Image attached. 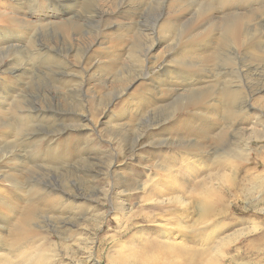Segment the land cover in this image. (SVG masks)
<instances>
[{
    "label": "rangeland",
    "instance_id": "obj_1",
    "mask_svg": "<svg viewBox=\"0 0 264 264\" xmlns=\"http://www.w3.org/2000/svg\"><path fill=\"white\" fill-rule=\"evenodd\" d=\"M161 1L96 0L110 15L92 36L58 29L68 6L0 0V52L10 43L25 46L20 59L5 61L9 68L0 66V264H264V204L258 203L264 186L256 187L264 184V123L256 122V113L264 117V91L249 94L263 81L248 78L249 86L226 70L234 67L227 50L220 51L229 7L212 0H165L160 25L171 24L172 30L138 26L143 14L154 23L153 9ZM84 3L72 0L69 7L80 15ZM17 13L27 17L20 19L24 23L11 20ZM47 29L53 38L38 41L36 32ZM56 38L73 47L54 51ZM212 51L222 52V59L207 62ZM44 52L60 61H45ZM62 62L75 80L37 93L33 109L39 83H48ZM242 64L235 66L239 76ZM180 68L199 81L183 82ZM223 84L246 88L230 121L220 113L217 92ZM72 99L87 118L52 134L49 148L33 150L39 138L28 136L35 119L24 129L15 116L37 118L49 104L60 114L73 108ZM247 101L258 107L246 109ZM224 132L235 146L252 149L244 161L221 157L218 139ZM209 194L219 198V207L201 219ZM165 233L188 250L173 255L157 247Z\"/></svg>",
    "mask_w": 264,
    "mask_h": 264
},
{
    "label": "bare ground",
    "instance_id": "obj_2",
    "mask_svg": "<svg viewBox=\"0 0 264 264\" xmlns=\"http://www.w3.org/2000/svg\"><path fill=\"white\" fill-rule=\"evenodd\" d=\"M24 1H25L24 2L25 5H27V4L31 5L30 3L32 2V0H24ZM50 1L56 3L54 5V8H55L56 5H58L59 7L62 6L63 8L68 6V8L70 9V11H68L67 17L65 19L66 22H62V26L60 28L58 27V29H60V30H62L64 32H68L69 30H73L74 32H76L79 35H82V34H84V35L91 34L92 36L98 35V34H100V32H102L101 29H102L103 25H105V22H107L108 19H109V15L110 14H107V10L105 8L97 6V4H94V2H96V0H85L86 3H84L85 5H84L83 10H82L80 15L73 13L72 9L69 7L70 6L69 4H70V2L72 0H50ZM212 2L213 3L218 2V3L222 4L223 6L225 5V7L227 6V7H229L231 9V14L229 16L225 17L223 19V21H222V25H223L225 36H224L223 41L220 44V47H221L220 51L223 48L227 50L228 55H227L226 59L230 60V58H231L232 59L231 61L233 62V66H234L232 69H229V67H230L229 66L226 70H228V73L230 74L231 77L232 76H237L239 78L243 77L244 79H247L245 81H248V78H252L251 80L254 79V80L258 81V82L252 81L253 83L255 82V84H257V83L261 84L259 82L263 81V85H261V87H260V85L259 86H257V85L255 86L254 85L255 88L258 87L257 89L254 88L253 90H251V89L248 88L249 90H251L250 93H249V94H251V96L255 95L257 91L258 92L264 91V67H263V65H264V0H212ZM258 5H259V7H258ZM159 7H160V9H159ZM162 7H165V0H162L161 2H159L158 6L154 7L153 10L156 13V18H154L155 20H154L153 24H151V22H150V20H151L150 15L143 14L142 18H139L138 21H137L138 26L139 25L140 26H144L145 28H148L149 30H151V29L154 30V28L156 29V27L158 28V31L160 30V28L163 31L170 30L173 25L172 26H170L171 24L170 25L169 24H164L163 25L162 23H161L162 25H160V22L162 21L163 16H164L163 13H162V10H161ZM209 9L212 10L213 8L211 9V7H209ZM75 10H77V9H75ZM224 10H225V8H224ZM226 10H228V8ZM149 13H151V11ZM24 17H26V16H22L21 17V15L18 14V13L17 14H13L12 16H10L11 20H12V18L20 20L22 18L24 19ZM258 17H260L261 19L257 20V21H254ZM80 20H81V22H80ZM4 21H5V19H4ZM20 21H22L20 24L24 23L23 20H20ZM211 21H213V20H211ZM8 22L9 21H5L4 23L7 24ZM165 22L167 23V20ZM177 22H178V20H177ZM195 22H198V21H195ZM25 23H26V21H25ZM168 23H170V22L168 21ZM179 23H177V24L179 25ZM172 24H173V22H172ZM149 26H150V28H149ZM192 27L194 28V26H192ZM182 28H183V25H182ZM189 28L191 29V25H189V27H188V25L185 26V30H187ZM50 31H53V30L47 29V30L36 32L35 35H37L38 41L42 42V40H44L46 38L47 39L48 38L49 39L53 38L52 34L49 33ZM182 31H184V30H182ZM203 31H204V29H203ZM153 32H155V30ZM179 32H181V31H179ZM171 33H172V31H171ZM174 33H176V32H174ZM189 33L191 34V32H189ZM195 33H197V32L195 31ZM203 33H205V31ZM211 35H212V33H211ZM13 39L14 38H12V40ZM56 39L58 40V45L53 48L54 51H56V52L57 51H59V52L65 51L66 53H68L69 49H71L73 47L72 45L69 44V42H67V41H65V40H63L61 38H56ZM209 40H210L209 43H212V39H209ZM206 43H208V41ZM7 47L8 48L5 47L7 49V51L4 50L5 52H0V66L1 67H3V65L7 66L8 63L6 64L5 61L7 59L11 58L12 56H14L12 59H20L21 56H23L25 54V46H23V45H20V44H17V43L16 44L10 43L9 46H7ZM210 47H211V45H210ZM214 48L215 47H213V49ZM213 49H211V50H213ZM214 50H218V49H214ZM239 50L241 52H239ZM89 51H90V48L89 47L86 48L82 56L83 57L86 56V58H88ZM220 51H218V52L217 51H214V52L212 51L206 57L205 60L207 62H214L215 60H219V59L221 60L223 53L220 52ZM40 56L42 58H45L46 59L45 61H48V62L49 61H53V62L60 61V59L58 57H55L56 56L55 54L44 52L42 54L40 53ZM12 59H10V61H12ZM44 63H46V62H44ZM63 64H62L63 67L60 66L58 70L54 71L52 74L50 73L51 74L50 76L48 75L50 77L48 79V83L49 84L48 83L44 84V83H39L38 82L40 87H38V90L36 89L37 90L35 92L36 94H33L32 98L30 100V104L32 105L31 107L33 109L37 108V106L34 104L35 100H36L35 98H36L37 93H40L42 90H47L48 88H52L53 89V84L55 82L67 83V82H71V81L75 80L73 78L74 74H73V71H72V68L70 67V65L68 63H63ZM176 64H178V63H176ZM182 64H183V62H182ZM239 64H242L243 66H245V68L242 69L243 70V76H241V75L239 76V74L237 72L238 67H235L236 65L238 66ZM7 67L9 68V66H7ZM175 67H177V66L166 65L164 67V69L169 70L171 68L172 72H174L175 70H177V69H175ZM4 68H5V66H4ZM219 68L221 69V67H219ZM190 70H191V68H190ZM11 71L16 73V72L19 71V69L18 68H14V69H11ZM178 73L180 75H184V77L186 76V79L184 78L185 81L183 79V82L190 83V82L199 81V79L197 80L196 78L194 80H192L193 76L192 77L189 76L190 77L189 78L188 75H187V73H189V70H187L185 68H180V72H178ZM199 73H201V72H199ZM192 75H193V72H192ZM203 76H205V75H203ZM137 78L141 79L140 75H138ZM171 78H172V76H171ZM168 80H166V81H168ZM170 80H172V79H170ZM248 84L250 86V84H252V83L251 82L249 83V81H248ZM244 85H243V87H244ZM246 86H248V85L246 84ZM42 87L44 89H42ZM244 89H246V88L244 87L242 91H238V90H234L233 87H229V85H224L223 87H221L220 92H217L219 94L218 97H220V99H221V101H219L220 102L219 107L222 110V111L220 110L221 111L220 113H222L223 117L227 121H230L231 116H233V114H234V111L237 110L238 104H236V102L240 101L239 100L240 99V95L243 93ZM241 96L243 97L244 95H241ZM246 96H248V95H246ZM247 99H248V97H247ZM72 100H73L72 104L75 103V105H71V106H73V108L72 109H65V108L59 109L62 112V114H61V112L59 114L58 112L53 110L54 108L51 106L52 104H49V106H46V107H44L43 110H38V112H37V115H36L37 118L41 117L42 119H38L37 120V118L36 117L34 118V116L31 115V114H28V115L18 114V115L15 116V119L17 120V125H19L20 127L24 128V129L29 128V126H30V122L29 121H31L32 119H35L33 121V124H32V125H34L33 132H32V134L30 136H28V138L29 137H38L39 138L38 143H36L34 145V149L33 150H36V152H37L38 150H41V148L43 146L49 148L50 142L53 141V139H54V137L51 136L52 134L60 133L61 131L67 129L69 126L76 127L77 123H80L84 118H87L84 114L78 112V110L75 108L77 106V103H76L75 99H72ZM253 104H255V103H253ZM253 104L251 102L247 101L245 106L242 105V107L244 106L246 109H251V111H252L253 109H255V106H257V105H253ZM239 105H241V104H239ZM219 107H216V109L219 110ZM239 107H241V106H239ZM217 110H215V111H217ZM48 111L49 112H53L54 114L53 113H47ZM246 112L248 113L249 110H247ZM251 113H253V112H251ZM256 114H257L256 115L257 120L255 119L256 122L258 124L264 123V117L262 116V112L260 111L259 114L258 113H256ZM239 115L240 114H238L237 116H239ZM251 118H253V116ZM254 118H255V115H254ZM6 123H13V120H12V122H11V120H8ZM186 129H187V127H186ZM220 132H221V130H220ZM164 136H165V134H164ZM218 140L220 141V142L219 141L218 142L220 144H222V148H223L222 149L223 152H220L221 157L226 158V159H228L230 157H233V158H239V159L241 158L243 160V159L246 158L247 153H249V151L252 150L251 148H249L248 145L247 146L245 145V148H243V149H241L242 147L239 148L238 146H235V144L233 143L232 139L229 141V138L227 137V134H225V132L219 134V139ZM184 146H186V144H184ZM60 155L62 156L63 153L60 154ZM60 155H59V157H61ZM227 162L229 164H231V161L230 162L227 161ZM223 163H225V161ZM171 167H173V166L171 165ZM163 169H164V167H163ZM41 180H43V179H41ZM36 183H37V181H36ZM52 184L55 185L57 183L53 182ZM262 185L264 186V184H260V185H257L256 187H260ZM57 187H59V186H57ZM209 192H206L207 195H208ZM213 196H214V194H213ZM202 198H201V200H202ZM217 200H216L215 197H212V195H210V194H209V196H206V198L204 197V201H202L203 203H202V205L200 207V210H199L201 219L208 218V217H210L212 215L213 212L217 211V208L219 207V203H218ZM258 203L259 204H264V197L261 198V199H258ZM216 206H217V208H216ZM68 208L69 207H67V210H68ZM221 209H219V210H221ZM167 235L168 234H166V233L164 234V236H165L164 237L165 238L164 244L156 243L157 247H161V246L165 247L173 255H177V254L179 255L181 252H186L188 250V248L186 246H184V245L183 246L177 245L178 243L174 242Z\"/></svg>",
    "mask_w": 264,
    "mask_h": 264
}]
</instances>
